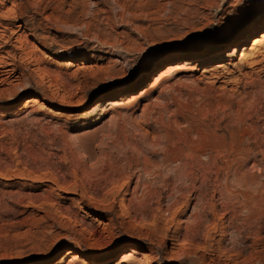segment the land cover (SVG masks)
<instances>
[{"label": "rangeland", "instance_id": "374dc122", "mask_svg": "<svg viewBox=\"0 0 264 264\" xmlns=\"http://www.w3.org/2000/svg\"><path fill=\"white\" fill-rule=\"evenodd\" d=\"M257 21L262 0H0V264H264V27L220 48Z\"/></svg>", "mask_w": 264, "mask_h": 264}, {"label": "bare ground", "instance_id": "6f19581e", "mask_svg": "<svg viewBox=\"0 0 264 264\" xmlns=\"http://www.w3.org/2000/svg\"><path fill=\"white\" fill-rule=\"evenodd\" d=\"M261 2V1H260ZM262 2H264V0H262ZM237 23V22H235ZM262 27H264V23L260 22V21H257L256 22V25L250 27V30L249 32L245 33V34H241L237 39H235V41H232L231 43H229V45H224L223 47H220V48H223L224 47H229V46H234L235 47V50L240 47L242 44H243V41L244 40H247V37H250L252 35H254L255 33L258 32V30H260ZM246 35H248L246 37ZM1 42V41H0ZM1 45V43H0ZM233 47V48H234ZM2 46H0V50H1ZM34 48L36 50H39V48L37 46H34ZM208 48H210V46H207L206 48H204L205 50H208ZM220 48H216L215 50H213L212 52H216V56L219 58V57H222V53H223V49L221 50ZM202 51V49H200ZM199 50V51H200ZM197 52V51H196ZM212 52L208 51V52H203V53H199V56H196V57H191V58H197V59H200L202 60L201 62H205L206 61V58L207 56H209ZM235 53H238V51H235ZM216 57V58H217ZM48 61L51 60V58L49 57H45ZM249 58L252 60V63L250 64L251 66H255V65H258L260 62H262L264 60V35H262L261 37H255L253 38V44L252 46L250 47V54H249ZM177 60V59H176ZM190 57H182L180 59V61H184L185 65H190ZM217 60V59H216ZM3 66V67H12V65L8 64L6 65L1 59H0V66ZM1 66V67H2ZM174 65H170L168 66L167 68V71L166 73H164L163 76H165L166 74H169V72L171 73L173 71V69H170L173 68ZM14 73V69H4L3 72H1V78H2V81L4 80H8V78L10 77V75L12 76V74ZM146 78H143L141 79L140 81H138V83H133V86H132V89L136 88V86H138L139 84L141 85V82H143ZM31 103V108H36V107H40L41 109L43 110H47V107L44 105V103H42L38 98H32L30 100ZM95 110H100L102 108H104L106 106V103L104 102H99L97 103V105H95ZM64 114L60 113V112H55L53 114V117L55 119H61L62 116ZM81 210V209H80ZM85 215H87L85 213ZM129 252H131L130 250H127L126 251V254H128ZM133 252V251H132ZM74 256V255H73ZM145 256V255H144ZM72 257V253H66L64 255V257L61 259V263L64 262L65 260H67L68 258ZM126 259L130 260L132 259L130 256L127 257ZM93 260V259H92Z\"/></svg>", "mask_w": 264, "mask_h": 264}]
</instances>
